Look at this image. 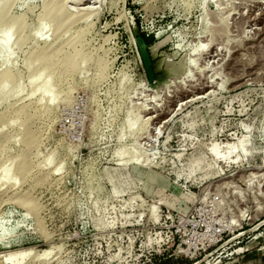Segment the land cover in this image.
<instances>
[{"label":"rangeland","instance_id":"1","mask_svg":"<svg viewBox=\"0 0 264 264\" xmlns=\"http://www.w3.org/2000/svg\"><path fill=\"white\" fill-rule=\"evenodd\" d=\"M42 3L20 0L14 12L32 29ZM68 7L85 14L65 36H83L89 56L76 85L64 100L57 83L45 88L40 76L27 89L23 78L22 100L8 102L55 97L36 123L27 173L0 164V264L19 252L21 264H264V0ZM23 57L14 51L11 65L25 77ZM127 119L135 133L119 140ZM124 150L135 159L118 161Z\"/></svg>","mask_w":264,"mask_h":264},{"label":"bare ground","instance_id":"2","mask_svg":"<svg viewBox=\"0 0 264 264\" xmlns=\"http://www.w3.org/2000/svg\"><path fill=\"white\" fill-rule=\"evenodd\" d=\"M19 1L0 0V132L3 125L7 126L16 122L22 128H13L10 133L0 135V164L2 166L7 162H13L18 165V168H16L17 173H27L28 170L23 167L25 163L27 164L24 160L33 155V149L37 146L36 130L38 128L36 129V123L43 118L44 114L51 111L55 97L50 96L43 103L40 98L34 104L19 105L16 109L8 104L9 100L18 98L17 101L20 102L22 92L16 94L15 92L20 89L25 90V88H22L23 80L26 79L25 84L29 89V85L40 76H42L45 88L50 83H57L58 89H56L60 94H63L62 99L65 100L74 83L76 85L77 77L82 74V67H86L84 64L87 63L89 56L84 51L83 36L79 35L75 38L76 34L74 33L69 35L68 39L65 38L68 33L70 34L72 26L77 22H83L85 18L84 10H71L68 7L70 2L75 3L77 0H42L37 25L32 29L27 23L25 13L14 12V8ZM48 32H52L53 41L49 43L35 42L37 38ZM12 37L15 39L12 46H10ZM26 44H29V47L24 50ZM16 50L21 51L24 55L25 77L22 73L16 72L11 65L12 56ZM123 81L124 79L119 83L121 88H123ZM94 84H96L95 80L91 81L90 86L93 87ZM27 93L26 96L32 94ZM99 120L96 115L91 126L93 132H96L98 128ZM135 124V121L127 119L126 132L120 133L118 139L122 140L126 134L133 135ZM17 139L20 140L21 150L18 154L11 155L10 144L15 143ZM31 148H33L32 152L30 151ZM55 151L48 157L49 162L57 155ZM211 153L217 155L215 146L212 147ZM117 157L118 161L123 162V164L135 159L133 153L129 150L119 151ZM18 159L22 162L20 163ZM5 182V178L0 180V188L4 186ZM50 251V249L43 251L41 257L42 255H48ZM26 256H28L27 253H10L6 255L4 261L9 262V264H21Z\"/></svg>","mask_w":264,"mask_h":264},{"label":"water","instance_id":"3","mask_svg":"<svg viewBox=\"0 0 264 264\" xmlns=\"http://www.w3.org/2000/svg\"><path fill=\"white\" fill-rule=\"evenodd\" d=\"M141 42V58L145 67V72L148 77L149 83H154V73H153V67H152V62L151 59L146 51V44L143 40V38H140Z\"/></svg>","mask_w":264,"mask_h":264},{"label":"trees","instance_id":"4","mask_svg":"<svg viewBox=\"0 0 264 264\" xmlns=\"http://www.w3.org/2000/svg\"><path fill=\"white\" fill-rule=\"evenodd\" d=\"M147 38L148 37H143V40H144L145 43H148L149 42V40Z\"/></svg>","mask_w":264,"mask_h":264}]
</instances>
